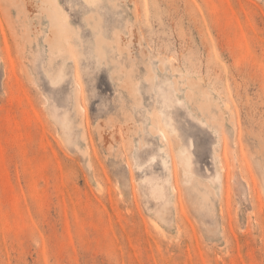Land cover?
<instances>
[{"label": "rangeland", "instance_id": "obj_1", "mask_svg": "<svg viewBox=\"0 0 264 264\" xmlns=\"http://www.w3.org/2000/svg\"><path fill=\"white\" fill-rule=\"evenodd\" d=\"M54 2L0 0V264H264V0Z\"/></svg>", "mask_w": 264, "mask_h": 264}, {"label": "bare ground", "instance_id": "obj_2", "mask_svg": "<svg viewBox=\"0 0 264 264\" xmlns=\"http://www.w3.org/2000/svg\"><path fill=\"white\" fill-rule=\"evenodd\" d=\"M47 3L49 5V7H48L49 8V11L52 10V13H53V19H54V21L52 23V27L53 28H57L58 24H57V20H56V15L54 13V5H55V2H54V0H47ZM60 31H61V26L57 30H54L53 31V35L56 38V43L55 44L52 42V40H51L52 43L50 42L53 47H55L59 43V40H60V36H59L60 35Z\"/></svg>", "mask_w": 264, "mask_h": 264}]
</instances>
